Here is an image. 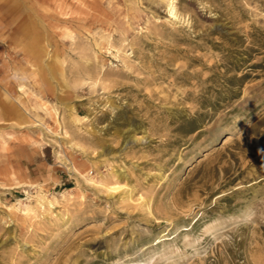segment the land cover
<instances>
[{"label": "rangeland", "instance_id": "374dc122", "mask_svg": "<svg viewBox=\"0 0 264 264\" xmlns=\"http://www.w3.org/2000/svg\"><path fill=\"white\" fill-rule=\"evenodd\" d=\"M0 264H264V0H0Z\"/></svg>", "mask_w": 264, "mask_h": 264}, {"label": "bare ground", "instance_id": "6f19581e", "mask_svg": "<svg viewBox=\"0 0 264 264\" xmlns=\"http://www.w3.org/2000/svg\"><path fill=\"white\" fill-rule=\"evenodd\" d=\"M170 9H171V7H170ZM31 46H32V45H31ZM31 46H30V47H31ZM229 142H230V140L228 139V140L225 142V144H228Z\"/></svg>", "mask_w": 264, "mask_h": 264}]
</instances>
